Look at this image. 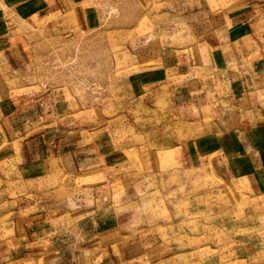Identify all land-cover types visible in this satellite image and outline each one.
Segmentation results:
<instances>
[{
    "label": "rangeland",
    "instance_id": "374dc122",
    "mask_svg": "<svg viewBox=\"0 0 264 264\" xmlns=\"http://www.w3.org/2000/svg\"><path fill=\"white\" fill-rule=\"evenodd\" d=\"M184 1L192 3L190 10L174 11V0H95L101 15L95 30L59 38L43 22L29 29L21 21L17 26L27 36L17 42L18 51L0 53L1 144L22 147L29 136H49L50 130L54 136L61 128L70 139L93 130L96 143L108 131L123 149L113 179L101 172L95 181V264H264V182L222 178L215 160L188 164L185 142L219 122L204 101L190 111L176 109L174 96H188L184 85L193 81L151 70L160 62L154 56L167 47L183 55V68L204 62L202 51L208 50L199 48L206 32L223 13L252 0ZM193 3L200 4L199 13ZM55 95L63 103L60 98L54 107L45 106ZM34 109L35 123L21 117L12 124L4 116L14 111L16 121ZM211 162L216 169L204 166ZM63 171L51 161L31 195L33 185L21 167L0 164V242L13 246L17 231L24 235L28 225L43 224L45 217L57 235L62 226L71 231L68 221L75 220L64 212L66 204L48 205L43 194L44 187L64 182ZM72 232L73 242L81 238L76 228ZM48 237L35 245L41 256L56 249H50ZM33 251L31 243L28 253Z\"/></svg>",
    "mask_w": 264,
    "mask_h": 264
},
{
    "label": "crops",
    "instance_id": "0c3cea01",
    "mask_svg": "<svg viewBox=\"0 0 264 264\" xmlns=\"http://www.w3.org/2000/svg\"><path fill=\"white\" fill-rule=\"evenodd\" d=\"M153 1L159 4L166 0ZM199 2L206 4L205 1ZM174 4V11L177 8L188 11L192 5L190 1L184 0H174ZM194 5L192 8L199 13L201 8L197 6L200 4ZM219 18L220 23L206 32L205 42L199 48L208 50L202 51L206 52L204 62L194 61L183 68L181 65L186 59H179L183 55L167 47L170 50L163 51L162 56H154L155 60L160 57V62L151 70L193 81L184 85L188 96H174L176 109L190 111L197 103L204 101L203 104L207 105L205 109L210 114L214 113L219 122L213 131L185 142L188 164L191 162L195 166V161L215 160L222 170V178H259L264 182V0H252L239 10L225 12ZM21 21H25L29 29L32 26L35 28L37 22H43L44 30L50 36L63 38L79 30H95L101 21V15L95 0H0V53L10 48L13 52L18 51L17 42L27 36L21 34L20 26H17ZM196 52L202 53L199 50ZM200 72L204 75L199 74ZM191 76L197 79L190 80ZM200 85L203 89H197ZM195 87L197 95L192 96V89ZM60 98L63 103L61 96ZM48 99L45 106L51 104L54 107L53 102L59 101L56 95ZM28 111L26 116L20 110L18 114L22 113L23 116L17 114L16 121L11 119L15 118L14 111L4 116H9L12 124H16L21 117L29 118L28 122L35 123V119L30 118H37L38 112L35 109ZM65 113L64 111L61 115ZM192 115L195 114H188ZM18 127L20 128L19 125ZM50 131L49 136H29L22 147L14 142L0 143V164H16L17 168L21 167L31 187L33 185L29 193L35 195L36 181L47 172L51 161H57L64 170V182L44 187L43 194L48 205L55 206L57 201L65 203L64 212L75 221H68L71 231L62 226L64 230L58 235L56 226L46 217L43 224L39 222L28 225L24 235L17 231L11 237L15 242L13 246L9 244V240L0 242L2 264H13V260L32 261L35 264H95V181L101 177V172L109 180L113 179L116 165L121 161L117 154L123 149L113 144L108 131H105L108 134L103 133L104 140L97 143L93 130L75 134L72 139L61 128L59 134L54 136ZM180 146L177 145L178 148ZM209 165L214 167L213 162L204 166ZM85 177L89 178L88 182H75ZM74 228L81 238L78 236L73 242ZM16 229L21 228L15 225L14 230ZM48 234L50 249H56L41 256L35 245ZM31 243L33 254L28 253Z\"/></svg>",
    "mask_w": 264,
    "mask_h": 264
}]
</instances>
